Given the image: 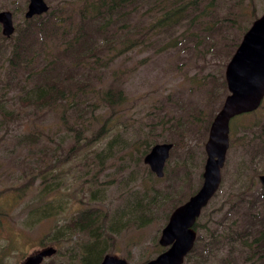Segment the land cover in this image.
Returning a JSON list of instances; mask_svg holds the SVG:
<instances>
[{"label": "rangeland", "instance_id": "obj_1", "mask_svg": "<svg viewBox=\"0 0 264 264\" xmlns=\"http://www.w3.org/2000/svg\"><path fill=\"white\" fill-rule=\"evenodd\" d=\"M2 1L8 5L0 9L8 8L12 12L13 24H22L27 0H24V9L16 10L12 9L14 0ZM45 1L51 6L58 0ZM63 1L79 7L83 0ZM213 1L210 16L201 17L198 24H193L188 29L194 32L206 24H214V18L226 24L233 23V27L225 32L228 34L218 41L217 45L221 48L208 53L210 36L200 42H196L192 37L186 41L188 49L177 46L154 53L156 47L154 34H145L137 46L110 61L103 69L104 77L98 83L103 87L114 78L117 87L123 88L126 97L123 102L125 109L110 114V107L103 108L96 104L83 107L82 114H79L73 104L65 103L64 114L68 123L84 127L86 134L91 129L97 128L103 118L110 119L109 129L97 141L80 148L71 157L64 156L62 162H53L55 166L46 171L45 176L57 174L54 177L55 182H51L52 185L56 184V188L51 192L43 193L41 203L50 199L52 208L46 207V211H51L55 215L44 217L22 232H19V228H16L10 219L1 218L0 245H4L7 240H11L14 244V248L7 255L6 264H21L25 256L43 245H53L55 251L57 250L58 243L46 240L45 244L40 245L37 239L49 229L54 220L61 221L63 215L82 208L84 203L78 199L79 195L81 196L78 190L84 185L82 187L78 185L83 178L88 177V174H82L78 178L75 176L79 174L85 156L105 147L106 142L113 137L122 141L113 142L114 155L107 158V166L97 174V179L103 181L110 177L109 173L113 170L114 161L122 165L117 172H113L114 177L119 176L118 181L98 185V188L105 193V204L109 210L108 220L118 227L120 212L122 209H127L134 200L136 202L138 196H143V200L147 197L148 200L156 194L154 200L157 199V203L148 204L150 209L143 210L145 214L151 213V219L147 223L138 226L136 221H132L114 234L115 242L110 252L125 257L130 264H140L144 259L153 257L159 252L156 246L157 238L169 212L174 205L194 192L202 179L201 171L205 159L203 143L207 130L203 126L204 121L199 118L195 120L193 115L188 114L187 105L190 102L201 105L204 117L210 114L212 107H219L228 92L223 70L234 50L229 42L233 37H238L239 41L243 33L241 28H247L252 20V14L258 15L264 10V0ZM152 2L153 0H141L130 15V24L149 22L151 16L156 14V11L153 12L148 8ZM22 3L23 1L18 0V4ZM183 27L184 25H181L180 30ZM223 29L224 27L219 26L216 32H212V37H219L218 34ZM168 38V34H162L157 42L160 43ZM224 41L226 44H223ZM5 43L9 45V42ZM225 52L226 59L222 62ZM115 70L120 71L121 74L114 76ZM218 91L219 96L215 98L213 94ZM11 94L13 91L8 92V95ZM175 101L180 104H176ZM21 104L15 101L14 97L0 99L1 110L7 112L12 109L18 113L17 116L8 119V130H4L0 125V201L9 198L10 191L5 189L11 183H14V186L18 185L16 175L20 170L34 163L35 160L44 164L48 161L52 162L56 157L54 152L64 155L67 144L74 137V132L67 129L66 122L60 119L59 115L63 108L61 105L54 109H46L39 118H35L34 114L25 117ZM30 109L31 106L25 108L26 111ZM95 115H98L96 119L93 117ZM239 116L234 121L235 128L228 136L219 186L195 219L196 236L193 248L188 251L189 254L184 257L181 264L225 262L232 264L230 262L232 259H236L235 264L243 262L235 245L237 242L227 238L229 228L226 229V225L235 213L232 209H226L236 200L247 203L250 193L259 190L257 175L264 169V145H260V141L264 138V95L257 108ZM24 132H35L36 141L32 144L18 143L15 135ZM139 138L172 143L161 176H156L142 161L143 155L136 159V151L129 143ZM154 140L149 146L155 143ZM38 187L39 185H35L33 189L28 190L20 203L13 208L19 218L24 213V203L41 199ZM82 192L85 193V189ZM100 206L104 208V205L100 204ZM136 213L138 212L129 214L127 210L121 219L129 216L136 220ZM218 226L220 229H215ZM221 229H226V232H222ZM211 231L221 236H217V240L213 241L209 235ZM197 235H200V239L196 238ZM205 240H210V246L202 244ZM53 254L45 256L41 262L47 261Z\"/></svg>", "mask_w": 264, "mask_h": 264}, {"label": "trees", "instance_id": "obj_2", "mask_svg": "<svg viewBox=\"0 0 264 264\" xmlns=\"http://www.w3.org/2000/svg\"><path fill=\"white\" fill-rule=\"evenodd\" d=\"M21 1L23 3L18 4V0H14L12 9H24V0ZM140 1L83 0L79 7H74L67 1L58 0L55 5L48 6V9L41 14L29 18L23 16L22 24L14 25V31L9 36H4L0 32V99L14 97L15 101L22 103L25 117L34 114L35 118H39L46 109H54L61 105L63 108L59 115L60 119L66 122L67 129L74 132L73 140L67 144L64 155L54 152L56 157L52 162L48 161L44 164L35 160L19 171L16 175L18 185L14 186V183H11L5 189L10 191L9 198L0 201V222L2 217H6L16 228H19V232H22L44 217L55 215L51 211H46V207L52 208L50 199L41 203L43 193L51 192L56 188V184L52 185L51 182H55L54 177L57 174L45 176L46 171L55 166L53 162H62L65 157H71L80 148L97 141L108 131L110 124L109 118H103L97 128L91 129L86 134L84 127L68 123L64 114L65 103L73 104L79 114H82L83 107L96 104L103 108L110 107V114L126 107L123 104L126 100L123 88L117 87L114 78L103 87L98 84L104 77L103 69L110 61L137 46L145 34H154L156 46L154 53L177 46L188 49L187 39L193 37L196 42H200L208 36H210L208 53H212L221 48L217 45L218 41L222 36L227 35L226 30L234 25L214 18V24H206L194 32L189 31V26L198 24L201 17L210 16L213 0H153L148 8L153 12L156 11V14L151 16L150 21L130 24V15L136 10ZM5 5L8 3L0 0V8ZM256 16L252 14V19ZM181 25L184 27L180 30ZM219 26L224 27L218 34L219 37H212V32H216ZM245 28H241V31L243 32ZM162 34H168L169 38L158 43L157 40ZM226 41L223 44H226ZM5 42H9V45ZM237 43L238 37H233L229 45L234 49ZM225 59L226 52L222 62ZM118 73L121 74L120 71L115 70L113 75ZM9 91H13V94L8 95ZM213 96L217 98L219 91ZM175 103L180 104L178 101ZM27 106H31L29 111L25 110ZM217 109V106L212 107L210 114L204 117L201 105L196 102L187 105L188 114L193 115L195 120L199 118L204 121L203 126L206 130L210 118ZM245 113L248 112L230 118L228 136L235 128L234 121ZM17 115L18 113L12 109L7 112L0 109V125L4 130L9 129L8 119ZM97 116L93 117L96 119ZM15 139L18 143L32 144L36 141L37 135L35 132H24L15 135ZM115 140L122 141L113 137L106 142L105 147L85 156L80 172L75 176L78 178L82 174H88V177L83 178L78 185V187L84 185L78 190L81 193L78 199L84 205L72 213L63 215L61 221L54 220L49 229L37 239L40 245L45 244L46 240L59 244L56 253L39 264H98L105 252L113 250L115 233L132 221H136V225L140 226L151 219V213L145 214L143 210L150 209L148 204L157 203V199L154 200L156 194L148 199L149 203L147 197L143 200V196H138L136 202L134 200L127 209H122L118 227L108 220L109 210L105 204V193L98 188V185L118 181L119 176L114 177L113 172H117L122 165L114 161L113 170L109 173L110 177L103 181L97 179V174L107 166V158L114 155L112 145ZM153 140L147 138L131 140L129 145L136 151V159L148 150ZM260 145H264V138L260 141ZM35 185H39L37 190L41 199L24 203V213L19 218L13 208ZM83 189L85 193L82 192ZM100 204L104 205V208ZM230 209L235 216L226 225V229L229 228L227 238L237 242L235 245L243 260L241 264H264V185L260 184L259 190L250 193L247 203L241 200L233 201L226 210ZM127 210L129 214L138 212L136 220L129 216L121 219ZM219 227L215 229H220ZM226 229L221 231L226 232ZM209 235L213 241L217 240V236H221L214 231ZM196 238L200 239V235ZM202 244L208 247L210 240H205ZM156 246L157 251L163 249L158 243ZM12 248L14 244L11 240L0 245V264H6L7 255ZM230 262L235 264L236 259Z\"/></svg>", "mask_w": 264, "mask_h": 264}, {"label": "water", "instance_id": "obj_3", "mask_svg": "<svg viewBox=\"0 0 264 264\" xmlns=\"http://www.w3.org/2000/svg\"><path fill=\"white\" fill-rule=\"evenodd\" d=\"M45 0H27L23 16L41 14L48 9ZM14 31L12 12L0 9V32L9 36ZM223 76L228 92L213 113L203 143L205 159L201 182L194 192L175 205L159 231L157 242L165 248L141 264H181L193 246L196 231L194 222L200 210L217 190L228 146L229 120L234 115L257 108L264 95V10L251 20L226 61ZM172 146L170 141L153 143L143 154L142 161L156 175L163 174V165ZM264 185V169L257 175ZM46 245L25 256L21 264H39L55 252ZM98 264H130L123 256L105 252Z\"/></svg>", "mask_w": 264, "mask_h": 264}, {"label": "flooded vegetation", "instance_id": "obj_4", "mask_svg": "<svg viewBox=\"0 0 264 264\" xmlns=\"http://www.w3.org/2000/svg\"><path fill=\"white\" fill-rule=\"evenodd\" d=\"M259 183H260V182H259ZM260 184H261V183H260ZM261 185H262V184H261ZM165 222H166V221H165ZM162 247H163V249L165 248V246H162ZM163 249H162V250H163ZM160 251H161V250H160Z\"/></svg>", "mask_w": 264, "mask_h": 264}]
</instances>
